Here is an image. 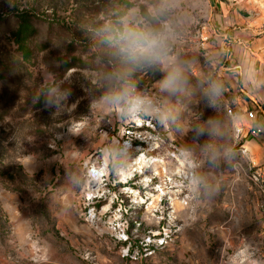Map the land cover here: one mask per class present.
Returning <instances> with one entry per match:
<instances>
[{"label":"rangeland","instance_id":"1","mask_svg":"<svg viewBox=\"0 0 264 264\" xmlns=\"http://www.w3.org/2000/svg\"><path fill=\"white\" fill-rule=\"evenodd\" d=\"M204 1L195 0L196 23L187 30L188 41L201 52L211 51L205 42L214 41L204 27L208 14ZM124 3L0 0V264L260 263L264 259V194L255 178L264 175V164L257 165L255 155L247 157L239 151L227 111L231 107L243 119L244 110L236 108L229 88L221 115L226 129L231 124V146L239 164L234 169L226 167L222 175H211L220 190L195 214L186 186L175 175L172 156L191 133L159 130L147 121L111 125L100 122L99 113L89 114L93 85L88 71L97 50L84 25L111 22ZM23 11L28 12V26L20 28L18 15ZM222 57L218 56L219 66L224 63ZM46 72L55 73L57 80L49 78L45 84ZM64 74L74 76L68 104L76 106L57 115L54 108L44 107L43 95L55 89ZM216 75L229 85L231 75L227 78L218 70ZM161 77L158 73L138 79L142 86L154 89L153 83ZM35 92L42 96L34 104ZM197 112L203 113L202 119L212 114L203 106ZM196 119L197 115L186 117L183 127ZM70 124H82V135L68 134ZM110 140L131 143L135 158L126 177L106 170L104 175L101 169L100 152ZM72 153L78 154L73 158ZM31 159L37 160L36 165L29 164ZM133 167L137 168L134 174ZM89 168L103 171L92 200H87L86 184L74 188L65 175L67 169L83 177ZM148 176L163 183L165 195L152 188L153 182L143 189V177ZM143 194L149 208L141 201Z\"/></svg>","mask_w":264,"mask_h":264},{"label":"clouds","instance_id":"2","mask_svg":"<svg viewBox=\"0 0 264 264\" xmlns=\"http://www.w3.org/2000/svg\"><path fill=\"white\" fill-rule=\"evenodd\" d=\"M12 6L11 2H9ZM195 0H125L111 22L85 24L84 32L97 50L94 65L88 71L93 85L89 95L88 112L99 113L100 122L147 121L163 131H178L191 138L178 151L179 178L183 181L192 201V211L210 203L220 190L219 182L210 177L223 174L224 169H234L239 164L238 153L231 146V124L225 128L221 115L226 93V83L216 75L220 60L218 52L197 51L187 39V30L194 23ZM162 74L154 89L142 86L138 76ZM74 76L59 77L55 89L44 97V107L54 108L60 115L75 105H69ZM57 80L53 72L45 73ZM87 83V82H86ZM83 86V85H82ZM87 87L84 88L86 91ZM42 95L35 92L33 103ZM76 106V105H75ZM210 109L212 114L202 119L197 110ZM68 113V112H67ZM197 115L187 128L186 117ZM82 124H70L67 133L82 135ZM60 139V134H57ZM86 138V137H85ZM78 153H72V157ZM104 168L114 174L130 166L133 149L130 141L110 140L100 152ZM37 160H29L36 165ZM98 168L78 172L67 170L68 183L74 188L89 190L100 180Z\"/></svg>","mask_w":264,"mask_h":264},{"label":"crops","instance_id":"3","mask_svg":"<svg viewBox=\"0 0 264 264\" xmlns=\"http://www.w3.org/2000/svg\"><path fill=\"white\" fill-rule=\"evenodd\" d=\"M202 7L208 12L204 27L214 38L205 43L223 56L218 72L231 75L227 88L236 108L256 105L264 111V5L260 0H205ZM244 146L257 165L264 164V134L245 139Z\"/></svg>","mask_w":264,"mask_h":264},{"label":"built area","instance_id":"4","mask_svg":"<svg viewBox=\"0 0 264 264\" xmlns=\"http://www.w3.org/2000/svg\"><path fill=\"white\" fill-rule=\"evenodd\" d=\"M228 114L231 116L232 118V122H233V126L235 129L234 135H235V139L238 141L239 143V151L241 154L245 155L248 157L249 155V151L248 149L244 146V140L247 138H256V137H260L261 135L264 134V111H262L261 109H259L256 105L255 106H251V107H246L244 109V117L243 119L240 118V115H238V113L234 112L233 109L231 107H228ZM133 122H139V124L137 123L136 125H140L142 124L141 121H133ZM178 151L179 149H176L175 151H173L172 156L174 157L175 161H176V168H175V175H177L179 177V172H180V162L177 160V156H178ZM141 156H144L143 154ZM143 158H146L147 160H150L149 158H147V156H144ZM251 164L253 166H255V163L252 161V159H249ZM158 161V160H157ZM159 162H163V159H160ZM101 169L104 170V175L105 173V168H104V164L101 167ZM133 170H131V172L134 174L135 171H137V168H132ZM139 171L141 172V169H139ZM103 175V176H104ZM131 179V176L129 177ZM145 179V183H142V187L144 190L147 189V187L152 186V182L154 183L153 185V189H158V191H160L163 195H165V193H163V190L161 189L162 184L160 183H155L153 181V179H155L154 177L148 176L143 177ZM170 178H168L167 180L170 181ZM256 180H258L260 182V190L261 192L264 194V175L262 174H258V176L256 175ZM103 181V180H102ZM128 180L126 179V182ZM99 192V190H96L95 188L92 190L87 191V200H92L94 198L97 197V193ZM145 198V199H144ZM146 198L147 196H144L141 198L142 203L145 204V206L147 208H149V205H147L146 203ZM257 264H264V259L263 261H261L260 263Z\"/></svg>","mask_w":264,"mask_h":264},{"label":"trees","instance_id":"5","mask_svg":"<svg viewBox=\"0 0 264 264\" xmlns=\"http://www.w3.org/2000/svg\"><path fill=\"white\" fill-rule=\"evenodd\" d=\"M28 12L27 11H23L21 12L18 16L20 17L21 19V25H20V28H23V27H27L28 26V20H29V15L27 14ZM23 31H20L19 34H21Z\"/></svg>","mask_w":264,"mask_h":264},{"label":"bare ground","instance_id":"6","mask_svg":"<svg viewBox=\"0 0 264 264\" xmlns=\"http://www.w3.org/2000/svg\"><path fill=\"white\" fill-rule=\"evenodd\" d=\"M152 161H156V160H155V159H153ZM101 172H103V171H100V170L98 171V175H99V176H101V175H102V174H101ZM122 175H124V176H125V171H124V172H122ZM126 175H127V174H126ZM125 177H126V176H125Z\"/></svg>","mask_w":264,"mask_h":264}]
</instances>
